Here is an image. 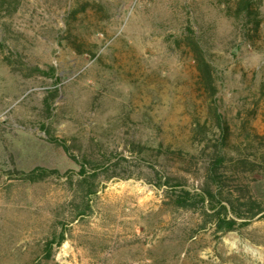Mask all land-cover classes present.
I'll use <instances>...</instances> for the list:
<instances>
[{
	"label": "rangeland",
	"instance_id": "obj_1",
	"mask_svg": "<svg viewBox=\"0 0 264 264\" xmlns=\"http://www.w3.org/2000/svg\"><path fill=\"white\" fill-rule=\"evenodd\" d=\"M238 6L0 0V264H264L262 213L213 222L218 201L264 208V164L206 180L221 138L234 155L264 135V0ZM37 168L57 172L27 180ZM177 184L215 198L177 207Z\"/></svg>",
	"mask_w": 264,
	"mask_h": 264
},
{
	"label": "trees",
	"instance_id": "obj_2",
	"mask_svg": "<svg viewBox=\"0 0 264 264\" xmlns=\"http://www.w3.org/2000/svg\"><path fill=\"white\" fill-rule=\"evenodd\" d=\"M252 0H239V6L237 7V15H241V12H245L247 16H251L252 12L250 11ZM193 47L195 48L194 62L195 67L198 72V83L203 86L204 91L207 92V89L210 92L206 93L209 98L213 96L216 92V88L214 86L213 72L211 65L204 58L203 53L200 47L196 42L193 43ZM213 99V97H212ZM214 100V99H213ZM211 104L215 106L212 101ZM213 122H215V126L219 129H222V118L221 114L217 111L216 108L213 109ZM195 133L198 138V142L201 143L204 140V135L206 134L205 125L196 122ZM220 135L223 136V131H220ZM195 136V135H194ZM224 137V136H223ZM254 143L257 146V150L261 148L259 152H255L251 146V152H245L244 148L248 146V143L243 147L239 145L234 148L235 154H229L227 151V143L225 142V137L219 140L218 144L215 147L214 156L210 161H208L206 166V180L209 181L210 184H214L218 189L221 188V185L224 183V176L226 171L222 170L223 168H227L226 165L231 164L233 168H240V172H244L245 170L253 169L257 167L259 164H264V135L263 136H254ZM63 149L67 151V147L62 145ZM85 171L83 164H81L80 172L83 173ZM57 172L56 170H47L44 168H37L29 173H27L25 178L31 182L41 180L46 175ZM168 184V182L166 183ZM175 187H179L180 191L174 196V204L177 207H191L195 202L201 201L202 203L207 200L208 202H212L213 198H215V194L209 188L201 189L198 193H191L189 190L181 187V184L174 185ZM93 190H89L86 192L87 194H93ZM219 209L215 211V216L213 218V222L215 224V228L217 231H227L233 229L234 225L237 222V218L242 219L241 224H246L248 222L245 218H252L255 215L262 213L260 216L264 218V208L260 206L259 202L251 199L249 201L250 207L243 210L245 213H241L240 211H236V207L231 202L223 204L222 201H218ZM222 210V211H221ZM238 210V209H237ZM240 210V209H239ZM247 216V217H246Z\"/></svg>",
	"mask_w": 264,
	"mask_h": 264
}]
</instances>
